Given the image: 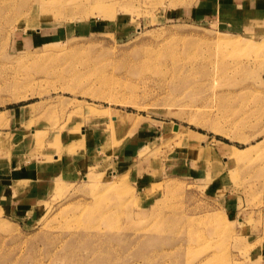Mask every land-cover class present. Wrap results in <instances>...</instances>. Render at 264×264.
Masks as SVG:
<instances>
[{
  "label": "rangeland",
  "instance_id": "obj_1",
  "mask_svg": "<svg viewBox=\"0 0 264 264\" xmlns=\"http://www.w3.org/2000/svg\"><path fill=\"white\" fill-rule=\"evenodd\" d=\"M21 104L89 147L2 192L0 264H264V0H0Z\"/></svg>",
  "mask_w": 264,
  "mask_h": 264
},
{
  "label": "crops",
  "instance_id": "obj_2",
  "mask_svg": "<svg viewBox=\"0 0 264 264\" xmlns=\"http://www.w3.org/2000/svg\"><path fill=\"white\" fill-rule=\"evenodd\" d=\"M31 105L8 106L0 110V132L9 139V149L0 165V199L8 187L17 182L27 183L30 189L19 200L23 204L31 203L35 196L43 194L52 180L80 173L85 150L89 147V136L80 142L81 139L72 133L76 127L73 123L65 126L35 121L36 114ZM80 133L86 135L87 128L81 127ZM50 139L56 142L57 150L48 148ZM14 195L11 193L7 198H14Z\"/></svg>",
  "mask_w": 264,
  "mask_h": 264
}]
</instances>
